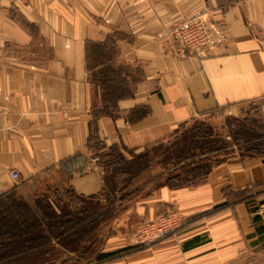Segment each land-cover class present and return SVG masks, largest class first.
I'll return each mask as SVG.
<instances>
[{"label":"crops","instance_id":"1","mask_svg":"<svg viewBox=\"0 0 264 264\" xmlns=\"http://www.w3.org/2000/svg\"><path fill=\"white\" fill-rule=\"evenodd\" d=\"M200 12L222 28L224 43L204 59L167 53L158 34ZM87 42H111L114 66L141 78L131 96L117 101L114 117L97 119L105 146L99 152L114 145L125 156L138 155L223 108L238 116L256 105L262 114L264 0H0V196L77 154L87 166L69 178L75 193L110 194L101 189L105 177L87 146L93 118ZM141 105L149 113L128 122ZM164 172L154 168L152 179H137L134 195L113 201L97 236L100 252L115 254L94 264H264V195L257 209L216 207L226 200L224 189L264 183V158L229 156L197 185L176 189L162 183ZM173 210L186 219L175 235L135 247L139 222ZM50 246L59 245L52 239Z\"/></svg>","mask_w":264,"mask_h":264},{"label":"trees","instance_id":"2","mask_svg":"<svg viewBox=\"0 0 264 264\" xmlns=\"http://www.w3.org/2000/svg\"><path fill=\"white\" fill-rule=\"evenodd\" d=\"M114 51L115 48L111 42L107 44L87 42L85 46L86 67L90 80L93 77L96 86H99L102 91L108 92L109 90V94H116V90L120 87L115 84V79L120 76L122 71L121 66H114ZM132 94L133 91L130 96ZM125 96L127 94L117 95L116 99L110 101L105 100L109 102L111 110L108 107V109L105 107L99 109L93 104L91 107L93 118L90 122L87 146L92 155L97 157V163L106 168L113 166L114 161L119 159L121 155L116 152L118 158H112L115 149H119L114 145L105 153L96 152L103 146L97 135L96 121L104 115L114 117L118 110L117 101ZM252 110L256 112L255 115L246 111L244 117L231 118L232 122L228 123L227 130L232 136V142L224 140L221 136L211 138L212 133L209 130V132L204 133L198 130L196 134L199 144L195 145L193 149L184 148L180 149L177 154H170V152L166 154L160 163L165 169V184L170 188L197 184L207 177L215 164L232 155H239L242 158H264V123L259 107L254 105ZM148 113L147 106H137L129 112L126 119L128 122H132L141 119ZM174 134H178V129L172 137L175 136ZM232 143L235 144V148L232 147ZM158 145L162 146V142L155 146ZM103 158L104 160H102ZM84 160L83 156L77 154L61 162L59 169L47 170L42 174V178L36 177L33 184L21 183L11 192L0 196V264H15L13 262L15 256L19 257L50 246L52 239L59 245L53 248L65 255L63 261L59 263H67L74 259L80 260L79 254L82 247H85L87 252L94 249L93 255L96 261H101L115 254L101 253L99 249L101 241L97 236L101 223L113 210V201L111 202L112 205L109 204L110 207L106 212H93L88 205L89 199L76 194L69 183H66V179V184L63 187L55 186L52 189L48 183L53 172L64 177H69L73 172L79 170L82 172L84 169L81 162ZM142 168L144 166L139 170ZM41 182L44 183V189L38 188V184ZM29 187L32 189L29 192L33 198L23 194L28 192L25 190ZM223 195L226 200L217 207L233 206L239 203L251 206L255 204L256 198L264 195V183H254L244 189H224ZM51 196L63 203V208L59 212L50 202ZM92 228L95 229L92 237L85 239L80 236L83 230ZM82 257L84 258V256ZM54 259L34 264L56 263L53 261Z\"/></svg>","mask_w":264,"mask_h":264},{"label":"rangeland","instance_id":"3","mask_svg":"<svg viewBox=\"0 0 264 264\" xmlns=\"http://www.w3.org/2000/svg\"><path fill=\"white\" fill-rule=\"evenodd\" d=\"M172 56L176 57L175 55H172ZM121 67H122V71L120 73V76L116 77L117 79H115V82H116L115 84H118V86H120L116 90V94L118 96H121L122 94H127V96H125V97H129L130 94L132 93L133 89H134V85H135L136 81L140 80L141 78L138 76V74L136 76V73H134V71L131 70L128 66L122 65ZM95 80H96V78H95ZM119 82H121V84H119ZM109 92H110L109 90H108V92H106V90L102 91L99 88V86H96V83H94L93 77L91 78V102L93 105L96 106V108L99 107V109H101V108L105 107L106 109H108L110 107L108 104L109 102H107L105 100L110 101L111 99H114V98L116 99L117 95L113 94V93L109 94ZM111 109L112 108H109V110H111ZM244 110L238 116L230 115L231 114L230 109L229 108H223V109L215 110L214 112H211L207 115L196 117V118L190 120L189 122L179 126L178 134H176V135L174 134L175 136H173V137L171 136L167 140L162 141V146H159V145L158 146H155V145L148 146L138 155L132 153L133 155L128 154L127 156H125L124 154L120 153L119 149L114 148L115 154H113L114 156L112 158H114V157L118 158V155L116 154V152L119 155H121V157H119V159L114 161L113 166H111V167L109 166L110 168H106V167L101 166L97 163L101 167V173L104 174V177H105L103 188H101V189L108 190L112 194H108V193L104 192L102 194L99 193L97 195L89 196L88 197V199H89L88 205L91 208L90 210H93V212L101 213V211H100L101 207L105 208L108 205V208H109L110 207L109 204L110 205L113 204V203L111 204L112 201H114V200H117V201L121 200L122 201L123 199H126V198L134 195V193L137 192V179L138 178L144 179L145 176H147V179H149V180L152 179L151 175H149V174H151V172L153 171L154 168L161 167L163 169V166L160 163H161V159H164L166 157V154H168L169 152H170V154H174V153L177 154L178 152H180V149H184V148H192L193 149V147L195 145L199 144L198 139H197V134H196L198 130L202 131V133L211 131V133H212L211 134L212 137L210 136L211 138H213V136L216 138L218 136H221V137H223L224 140L232 142V136L230 135V133L227 130L228 123L229 122L231 123L233 118L244 117L246 111H250V114H252V115L256 114V112L254 110H252V106H250L249 109H247L245 111ZM200 123H202V124H200ZM255 123L258 124V122H255ZM231 145L233 148L236 147L234 143H232ZM104 147L105 146H102L101 149ZM110 147L111 146H109L107 149H105L101 153H105V152L109 151ZM99 150L100 149H97L96 152ZM130 156H131V158H127ZM85 160L87 161V159H85ZM102 160H104V158ZM84 161L81 163H82L83 169H86L87 164ZM143 166H144V168L139 170ZM163 170H165V169H163ZM79 171H81V170H79ZM79 171H76L73 173H78ZM82 172H80V173H82ZM51 174L52 175L48 179V183L50 184L52 189L55 186H59V187L65 186V184L69 182V178L71 177V176H69V177L60 176L56 172L55 173L53 172ZM65 179H66V183H65ZM165 181L166 180L164 179V181H162V183H165ZM194 185H197V184H193V185H189V186H194ZM105 186H107L108 189H106ZM189 186H183V187H189ZM38 188L44 189L45 188L44 183L41 182L40 184H38ZM114 188L116 189V191ZM179 188H182V187H179ZM171 189H176V188H171ZM31 190H32L31 187H29V188H26L25 191H31ZM114 196H116V198ZM119 197H121V198H119ZM50 200L53 202L55 207H57L59 210L61 208H63V203L58 202L56 198L51 196ZM260 204H261L260 201H258V198H256L255 204H253L251 206L253 208L257 209ZM112 206H115V203ZM173 211L177 212L176 210H173ZM162 214H165V213H162ZM110 215H111V213H110ZM158 215H161V214H158ZM180 216L183 219V225H184L186 219L182 215H180ZM146 220H151V219H146ZM183 225H182V227H183ZM181 228L177 229L175 232H173L169 236L175 235ZM94 230L95 229H93V228L88 229L86 231L83 230L80 233V236H83L85 239L90 238L93 236ZM169 236H167V237H169ZM160 241L161 240H159L157 242H160ZM157 242H155V243H157ZM155 243H153V244H155ZM153 244L146 245V246L137 245L135 247L144 249V248L150 247ZM75 246H76V243H75ZM93 250L94 249H91L89 252H87V249L85 247H82L80 250L81 253L79 254L80 260L74 259V260H71L70 262H67V263L56 262V263H52V264H82V263L83 264H94L97 261L94 260V255H93L94 251ZM60 253L61 252L56 251V249H54L53 246H46V247L39 249L35 252L23 254L22 256H19V257L15 256L16 258L13 259V262L15 264L41 263L43 261H48V260H51V259L58 257V255ZM82 256H84V258Z\"/></svg>","mask_w":264,"mask_h":264},{"label":"built area","instance_id":"4","mask_svg":"<svg viewBox=\"0 0 264 264\" xmlns=\"http://www.w3.org/2000/svg\"><path fill=\"white\" fill-rule=\"evenodd\" d=\"M159 37L164 39L167 53L180 59L196 57L207 58L211 50L224 43L226 35L222 28L215 23L206 12H200L188 19L174 22L165 28ZM264 123V108L262 110ZM10 176L17 181L19 174L15 170L9 172ZM183 225L180 214L171 211L158 215L151 220L139 222L132 237L137 245H150L165 239Z\"/></svg>","mask_w":264,"mask_h":264}]
</instances>
